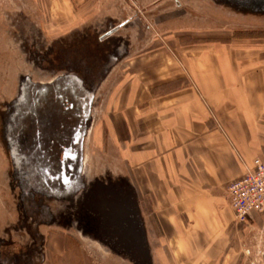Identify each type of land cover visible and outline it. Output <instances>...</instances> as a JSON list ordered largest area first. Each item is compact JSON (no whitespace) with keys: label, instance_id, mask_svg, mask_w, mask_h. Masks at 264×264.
Segmentation results:
<instances>
[{"label":"crops","instance_id":"1","mask_svg":"<svg viewBox=\"0 0 264 264\" xmlns=\"http://www.w3.org/2000/svg\"><path fill=\"white\" fill-rule=\"evenodd\" d=\"M180 35L152 54L129 38L109 74L111 130L121 128L110 134L151 224L154 264H237L227 184L264 160V42Z\"/></svg>","mask_w":264,"mask_h":264},{"label":"rangeland","instance_id":"2","mask_svg":"<svg viewBox=\"0 0 264 264\" xmlns=\"http://www.w3.org/2000/svg\"><path fill=\"white\" fill-rule=\"evenodd\" d=\"M128 18H132L135 27L126 26ZM174 33L190 38L250 37L253 42L263 43L264 13L237 10L229 0H0L1 258L24 252L31 242L23 224L26 215L20 180L5 144V120L21 82L27 76L37 81L51 79L66 70L67 60L79 54L81 60L92 61L97 53V63L107 66L98 75L84 139L83 179L87 188L98 182L123 181L132 185L121 144L110 134L107 102L117 79L111 80L109 74L120 65L130 37L133 48L152 54L163 49L164 41ZM152 46L156 47L149 50ZM84 69L81 65L82 73ZM113 128L112 133L120 135V126ZM79 199L80 195L75 200ZM49 204L61 213L68 211L69 204ZM70 210L75 218L70 228H39L45 238L44 264H137L130 255L112 249L87 229L86 217L77 215L78 207L74 205ZM234 223L241 225L237 264H264V213L242 222L234 212ZM147 225L144 223L151 254L149 263L154 264L151 244H157L149 241Z\"/></svg>","mask_w":264,"mask_h":264},{"label":"flooded vegetation","instance_id":"3","mask_svg":"<svg viewBox=\"0 0 264 264\" xmlns=\"http://www.w3.org/2000/svg\"><path fill=\"white\" fill-rule=\"evenodd\" d=\"M84 59L78 54L67 60L66 70L51 79L37 81L27 76L12 99L4 124L5 144L20 180L26 215L23 224L31 242L24 252L0 255L1 264H44L45 238L39 228H70L75 220L70 207L74 205L77 215L86 217L87 229L92 231L96 226L100 212L91 202L94 197L99 199V188L97 184L85 185L83 148L98 75L107 65L97 63V53L92 61ZM81 65L85 67L83 73ZM78 195L81 199L76 201ZM51 202L70 206L61 213ZM118 239L102 241L120 252L124 239L121 243Z\"/></svg>","mask_w":264,"mask_h":264},{"label":"water","instance_id":"4","mask_svg":"<svg viewBox=\"0 0 264 264\" xmlns=\"http://www.w3.org/2000/svg\"><path fill=\"white\" fill-rule=\"evenodd\" d=\"M237 10L264 13V0H229ZM123 54V53H122ZM82 165V164H81ZM78 181L76 184L78 185ZM99 199L91 202L98 206L99 216L95 234L101 240L115 237L124 243L119 253L130 255L137 264H150L146 231L138 206L136 189L131 183L98 182ZM112 245H110L111 247Z\"/></svg>","mask_w":264,"mask_h":264},{"label":"built area","instance_id":"5","mask_svg":"<svg viewBox=\"0 0 264 264\" xmlns=\"http://www.w3.org/2000/svg\"><path fill=\"white\" fill-rule=\"evenodd\" d=\"M227 189L238 221L245 222L252 212L264 213V161L255 159Z\"/></svg>","mask_w":264,"mask_h":264}]
</instances>
